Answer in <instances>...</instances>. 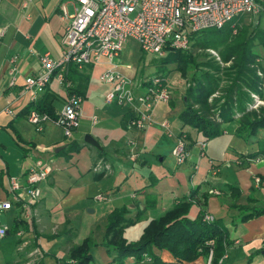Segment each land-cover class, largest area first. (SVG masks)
Listing matches in <instances>:
<instances>
[{
    "label": "crops",
    "instance_id": "1",
    "mask_svg": "<svg viewBox=\"0 0 264 264\" xmlns=\"http://www.w3.org/2000/svg\"><path fill=\"white\" fill-rule=\"evenodd\" d=\"M76 6L74 0H0V200L11 199L10 178L24 183L36 160L42 159L52 169L44 183L46 191H41V198L33 207L35 216L25 222L28 228H25L24 239L9 234L0 239V264H17L29 250V246L22 244L24 240L41 250L42 264H72L70 259H62L61 253L69 257L70 249L86 238L94 244L100 242V234L94 230L96 221L114 209L125 208L128 219L143 220L137 225L140 228L123 232L126 240L136 241L133 233L141 236L150 220L166 213L198 186L199 200L202 201V194H207L208 199L203 206L194 204L190 216L194 218L202 210L224 222L232 241L226 249L224 264H264V214L240 223L242 213L239 209H230L234 202L227 190L228 185L235 184L245 197L254 188L257 203L249 206L264 205V180L258 185L254 183L255 178L264 177V129L248 140L239 137L236 130L241 117L237 115L232 122L220 125V137L206 141L203 156L198 147L202 138L196 131L193 136L188 133L192 141L195 140L193 143L186 139L189 159L171 169L161 149L165 146L171 151L180 132L184 131L177 118L182 107L176 103L173 107L159 104L154 109L156 123L153 126L132 130L131 138L116 137V131L128 129L133 113L129 108L105 102L110 87L99 82V76L94 79L92 75L97 67L101 74L106 65L89 66L80 71L89 76V81L82 90L79 127L70 141L64 139L61 129L53 123L45 124L44 130L38 133L27 121L23 111L32 101L30 94L23 90L24 81L38 72L39 56L49 54L54 60L59 58L60 41L67 24V19H62V8L70 16ZM12 57L17 61L15 83L10 86L9 60ZM118 68L124 75L135 77L134 69L128 70L123 65ZM52 82L56 81L52 80L36 101L42 97L51 100L58 113L69 93L56 82L63 90L57 93ZM76 86L77 83H70L71 89ZM93 118L96 123L92 122ZM163 120H167L170 133L160 127L159 122ZM87 135L99 148L84 142ZM73 142L80 148L70 152L67 147ZM59 147L62 149L55 152ZM252 154L256 156L251 157ZM99 194L107 200L97 201ZM235 204L248 203L241 198ZM7 216L12 219L10 214ZM13 223L11 221V227ZM80 225L88 226L82 239L79 238ZM12 240L21 242L9 252L8 244ZM55 243H59L60 249L56 252V248H50ZM91 255L89 264H111L113 260L101 244L92 248ZM160 257L164 261L172 260L166 251L161 252ZM144 262L151 264L146 260L137 263L134 258L126 260L127 264ZM206 262L207 255L191 264Z\"/></svg>",
    "mask_w": 264,
    "mask_h": 264
},
{
    "label": "built area",
    "instance_id": "2",
    "mask_svg": "<svg viewBox=\"0 0 264 264\" xmlns=\"http://www.w3.org/2000/svg\"><path fill=\"white\" fill-rule=\"evenodd\" d=\"M76 8L73 15H68L62 8V19H67L64 34L60 41V56L54 60L49 54L39 56V70L24 81L23 90L30 94L35 102L44 93L48 84L55 80L65 88L70 87L65 82V76L70 66L78 70L89 66L106 65L107 68L99 75V82L110 87L105 95L107 104L132 110L133 117L129 119L131 129L145 130L156 123L154 109L159 104H167L170 99L168 83L160 77L136 82L135 77L124 75L115 62L121 55L126 44L135 42L141 52L154 57L163 56L166 47L174 50L190 49V36L207 29H221L239 16H252L264 13V7L258 0H74ZM264 16V14H263ZM264 20V19H263ZM234 28V26L232 27ZM236 29H233V33ZM1 36V35H0ZM215 54V53H214ZM216 55V54H215ZM16 57L9 60L10 86L15 83ZM128 70L132 68L125 66ZM257 76L264 74L257 69ZM144 83V84H143ZM252 102L264 106V100L250 93ZM83 98L77 94H68L56 118L30 110L27 121L35 131L41 133L47 123H53L62 130L63 137L70 141L79 127L81 105ZM255 103L248 104L254 107ZM251 108V109H252ZM9 113V109L5 110ZM96 123V118L92 119ZM160 127L169 132L167 120L159 122ZM170 133V132H169ZM185 136L180 137L173 155L178 165L184 163L187 157ZM200 155L203 156L206 143L198 144ZM52 172L51 167L42 159L35 162V167L27 173L24 183L10 178L8 191L10 200H0L1 216L11 215L13 222H27L35 216L33 207L41 198L40 184L47 182ZM258 185L260 180L254 179ZM97 201L107 200L106 196L98 195ZM206 222L214 221V217L205 214ZM11 229V224L0 221V239H3ZM26 229L20 227L15 236L24 239ZM27 240L23 241L26 245ZM213 246V241L208 243ZM42 255V252L37 251ZM225 253L215 263L213 250L207 254L206 264H224Z\"/></svg>",
    "mask_w": 264,
    "mask_h": 264
},
{
    "label": "trees",
    "instance_id": "3",
    "mask_svg": "<svg viewBox=\"0 0 264 264\" xmlns=\"http://www.w3.org/2000/svg\"><path fill=\"white\" fill-rule=\"evenodd\" d=\"M258 2L264 7V3ZM245 16H239L226 24L221 29H207L190 36V43L195 49H222L220 59L223 63L231 64L228 71H234L235 78L232 84L225 89H220L219 80L206 72L193 74L190 82L185 88L182 98L183 108L178 114V120L182 129L190 127L202 138V142L214 140L222 135L220 125L229 123L239 115L240 123L236 130L239 137L248 140L256 136L264 129V108L259 113L249 112L248 104L252 101L249 93L256 94L264 100L263 85L264 78L257 76V69L264 74V57L258 51V47L264 48V27L255 26L252 30L245 24ZM236 32L233 33V29ZM163 56L157 57L156 66L160 69L173 67L183 75L194 70V59L187 51L174 50L166 47ZM219 71V67L208 64ZM165 76H157L166 79ZM153 78V77H152ZM151 79V78H150ZM89 76L80 72L76 66H70L65 76V82L77 83L74 89L67 88L69 94H77L84 97L82 90L86 87ZM146 82V81H144ZM149 82H146L147 85ZM245 90L248 92L246 93ZM220 93L219 98H211L214 94ZM211 98V101H210ZM30 110H36L41 114H46L50 118H56V112L52 106V101L43 97L35 102H31L23 111L28 114ZM132 118V116H131ZM130 118V119H131ZM181 129V130H182ZM188 133L180 132L179 137L191 142ZM195 143V140L194 142ZM201 143V142H200ZM80 148L76 142L68 145L67 150L78 151ZM252 154L251 157H255ZM250 157V156H249ZM250 157V158H251ZM264 177L260 178L263 181ZM199 186L192 188L187 197L179 199L175 205L162 217L152 220L144 228L142 235L136 241H128L123 237L125 228L133 225L137 219L127 218L125 208L114 209L110 212L105 235L101 245L106 248L107 253L113 256L111 264H127L128 258H134L140 263L146 257L151 264H191L201 256H206L210 249L213 250V262L215 263L230 247L232 241L228 238L227 228L222 220L206 222L205 212L200 210L196 217L190 216V210L194 204L203 206L208 199L207 194H202V201L199 200ZM230 197L234 204L230 209L241 211L240 223L257 219L264 214L262 207L249 206L256 204L254 197L256 189H250L248 195L243 197L241 190L235 185H228ZM241 198L247 201L245 206H237L235 203ZM28 228L25 222H14L9 231L10 236H15L19 227ZM213 241V246L208 243ZM21 241L12 240L9 242V252L16 248ZM97 246L90 238H86L80 245L73 246L69 251V259L72 264H89L92 260L91 250ZM166 251L172 257L171 261H164L160 253Z\"/></svg>",
    "mask_w": 264,
    "mask_h": 264
},
{
    "label": "rangeland",
    "instance_id": "4",
    "mask_svg": "<svg viewBox=\"0 0 264 264\" xmlns=\"http://www.w3.org/2000/svg\"><path fill=\"white\" fill-rule=\"evenodd\" d=\"M260 2L264 3V0H259ZM264 14V13H263ZM263 14H259V15H252V16H245L243 19V24H245L246 26H248L250 28V30H252L255 26H259V27H264V16ZM259 53L261 54L262 57H264V48H262L261 46H259L258 48ZM222 51V49H219V51H215L213 49H207V50H199V49H195L192 45L190 46V49L187 51L192 55V58L194 59V70L188 71L186 72L185 75H183L182 73L178 72V71H174L173 67H167L166 69H160L156 66V63L158 61L157 57H154L152 55H147L144 54L143 52H141V50L139 49L138 45L133 42L130 41L126 44L124 50L122 51L121 55L118 57V62L120 65L123 66H130L132 69H134L135 71V81L136 82H144L152 77H157V76H165L166 72H167V83H168V88L171 92L170 94V99L169 102L167 104H169L171 107H173V105L176 103V105H178V107H182L183 108V101L182 98L184 96L185 93V88L187 86V84L190 82L193 74L195 73V71L197 72H206L208 74H211L213 77H215L216 79L219 80V84H220V89H225L228 88L234 78H235V74L234 71H228L227 69L230 68L231 64L229 63H223L220 59V52ZM219 52V53H218ZM216 55H215V54ZM116 63H117V59H116ZM208 64L212 65V66H217L219 67V71H214L215 69L212 67H209ZM101 70L99 67H97L93 73V78L96 79ZM52 87L56 89L57 93H62L63 90L61 88V86H59L56 82H52ZM264 90V85L263 88ZM244 91L247 93L248 91L244 89ZM221 94L220 93H216L214 94L211 98H219ZM250 95V93H249ZM210 98V101H211ZM251 103H255V106L251 109L250 107H248V111L249 112H255V113H259L261 108H264V106H260L259 108H256V105H258V103H256V101L254 100L253 102L251 101L249 104ZM56 106L58 105L57 103L55 104ZM126 109V107H125ZM182 110V109H181ZM81 117V116H80ZM179 121V120H178ZM99 130V128H97ZM134 130L131 129L128 126L127 130H122L121 132L119 131L117 133H115L116 137L120 138L125 136L126 139L128 137L131 138L130 136V132ZM184 132H187L190 134V136H193L195 134V131L193 129H191L188 126H185L183 128ZM58 132H61L59 130H57ZM260 131H263L260 130ZM259 131V132H260ZM99 133V132H98ZM129 143V144H128ZM128 145H133L130 142H128ZM126 145V143H125ZM127 146V145H126ZM131 147V146H129ZM165 147V146H164ZM162 148L161 149V153L164 156V161L166 163V165L173 169L175 166L178 165L177 163V158L173 155L172 150L171 149L168 150V148ZM175 147V146H174ZM186 149H187V157L184 161V163L189 159V155H188V145H186ZM159 161V160H158ZM183 163V164H184ZM154 164L157 165L158 162L154 161ZM160 165V164H159ZM182 165V164H181ZM46 185L44 183L40 184V190L45 193L46 191ZM171 209V208H170ZM169 209V210H170ZM168 210V211H169ZM110 213H107L104 218H99V220L97 219L96 224H95V232L98 234H100V238L98 237V242L97 246H100L101 242L103 241L104 235H105V229H106V225H107V221H108V217H109ZM163 215H165V213L161 214L160 216H158L155 219H158L160 217H162ZM153 219V220H155ZM0 221L3 223H8L11 224V220L9 216H1ZM139 221L142 222L143 220H138V222H135L133 225L125 228H135L137 227V225L139 224ZM152 221V220H150ZM149 221V222H150ZM148 222V223H149ZM148 223L145 225V227L148 225ZM141 224V223H140ZM88 227V226H87ZM86 226L84 225H80L79 228V238L82 239V237L84 236V234H86ZM144 227V228H145ZM140 228V227H137ZM144 228L142 229L141 232H143ZM124 229V231H125ZM123 231V232H124ZM133 237L134 239L138 240L140 237L135 236V234L133 233ZM136 237V238H135ZM126 238V237H124ZM97 239V236H96ZM127 239V238H126ZM92 241V240H91ZM23 244V243H22ZM59 243H55L53 244L52 247L50 248H56V251H59ZM25 246H29V250L27 251V253H25V255H23V257L18 261L17 264H42L43 260H44V255L42 253V255H40V253H38L37 251H39L38 248H36L35 244L30 242L27 243ZM41 251V250H40ZM61 257L62 259H69V257L67 256L66 258V254L64 252L61 253ZM144 261H149L146 257H144L143 259ZM145 264H149L148 262H144Z\"/></svg>",
    "mask_w": 264,
    "mask_h": 264
},
{
    "label": "water",
    "instance_id": "5",
    "mask_svg": "<svg viewBox=\"0 0 264 264\" xmlns=\"http://www.w3.org/2000/svg\"><path fill=\"white\" fill-rule=\"evenodd\" d=\"M84 142H85L86 144H89V145L95 147V148H99L97 142H95V140H93V138H92L91 136H89V135L85 136V138H84ZM61 149H62L61 147L56 148V149H55V152H58V151L61 150ZM7 235H8V234H7Z\"/></svg>",
    "mask_w": 264,
    "mask_h": 264
}]
</instances>
